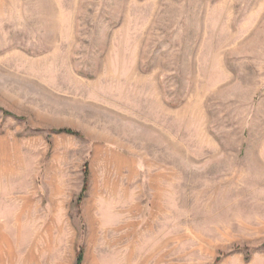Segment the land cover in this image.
Masks as SVG:
<instances>
[{
  "label": "rangeland",
  "instance_id": "rangeland-1",
  "mask_svg": "<svg viewBox=\"0 0 264 264\" xmlns=\"http://www.w3.org/2000/svg\"><path fill=\"white\" fill-rule=\"evenodd\" d=\"M0 264H264V0H0Z\"/></svg>",
  "mask_w": 264,
  "mask_h": 264
},
{
  "label": "trees",
  "instance_id": "trees-1",
  "mask_svg": "<svg viewBox=\"0 0 264 264\" xmlns=\"http://www.w3.org/2000/svg\"><path fill=\"white\" fill-rule=\"evenodd\" d=\"M87 181H88V177L86 176V178H85V188H84V189H86ZM81 260H82V255L80 254V255H79V258H78V263H80Z\"/></svg>",
  "mask_w": 264,
  "mask_h": 264
}]
</instances>
